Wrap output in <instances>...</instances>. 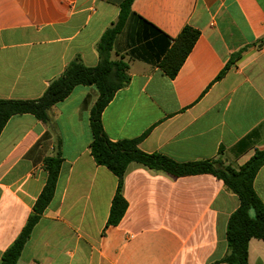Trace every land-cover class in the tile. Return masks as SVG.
Instances as JSON below:
<instances>
[{
	"label": "crops",
	"instance_id": "obj_1",
	"mask_svg": "<svg viewBox=\"0 0 264 264\" xmlns=\"http://www.w3.org/2000/svg\"><path fill=\"white\" fill-rule=\"evenodd\" d=\"M123 1L0 0V99H38L76 59L95 67ZM130 11L111 52L128 64L129 82L101 113L108 139L141 138L142 152L234 169L264 150V0H132ZM186 26L199 36L170 79L158 62ZM97 96L77 86L52 106L49 124L14 115L1 131L0 258L44 187L43 160L58 136L54 195L16 264H224L226 224L239 201L212 175L172 178L131 163L126 211L107 225L117 179L90 153ZM253 190L264 204V166ZM247 255L248 264H264V241L250 239Z\"/></svg>",
	"mask_w": 264,
	"mask_h": 264
},
{
	"label": "trees",
	"instance_id": "obj_2",
	"mask_svg": "<svg viewBox=\"0 0 264 264\" xmlns=\"http://www.w3.org/2000/svg\"><path fill=\"white\" fill-rule=\"evenodd\" d=\"M131 2L132 0H124L121 3L116 22L100 37L97 44L98 63L95 67H86L79 59H76L67 65L59 77L49 83L38 99H0V133L14 115L30 114L38 121L49 124L52 106L66 99L77 86H93L98 96L90 110V153L97 165L108 169L117 179L107 225L118 224L126 211L127 204L121 190L124 174L131 163L154 172H162L172 178L212 175L221 180L239 201L238 208L229 216L226 224L227 252L221 259V263L248 264V241L252 238L264 241V204L253 190L254 178L258 170L264 166V150H255L252 157L238 169L225 165L219 159L177 163L164 155L139 150L138 143L141 138L113 142L103 131L100 120L102 111L115 93L126 87L129 82L128 64L122 58L112 60L111 52L116 37L126 26L130 15H133L130 11ZM138 19L153 33L159 32L154 26ZM198 36L197 30L186 26L171 47L165 53L163 52L158 68L168 78L173 79L176 76ZM235 58H231L226 63L216 77V81L223 77ZM61 163L60 139L56 136V148L53 155L43 160L47 173L44 187L21 231L2 253L0 264L17 263L34 226L53 198Z\"/></svg>",
	"mask_w": 264,
	"mask_h": 264
}]
</instances>
